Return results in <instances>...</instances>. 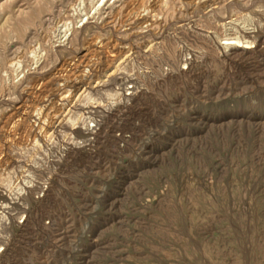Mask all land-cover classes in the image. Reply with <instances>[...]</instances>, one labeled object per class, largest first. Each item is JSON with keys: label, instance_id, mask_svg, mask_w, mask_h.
<instances>
[{"label": "rangeland", "instance_id": "374dc122", "mask_svg": "<svg viewBox=\"0 0 264 264\" xmlns=\"http://www.w3.org/2000/svg\"><path fill=\"white\" fill-rule=\"evenodd\" d=\"M97 1L0 0V264H264V0Z\"/></svg>", "mask_w": 264, "mask_h": 264}, {"label": "bare ground", "instance_id": "6f19581e", "mask_svg": "<svg viewBox=\"0 0 264 264\" xmlns=\"http://www.w3.org/2000/svg\"><path fill=\"white\" fill-rule=\"evenodd\" d=\"M100 1V0H98ZM97 1V2H98ZM104 0H101V2H99L100 4L103 2ZM208 2L205 4L204 7H206V9L212 7V6H215V5H220L221 3H224L225 1L227 0H207ZM48 2V1H46ZM96 2V3H97ZM196 2V1H195ZM244 2V1H242ZM246 2V1H245ZM95 3V5H96ZM17 4V3H16ZM127 4V3H126ZM130 7V6H129ZM234 7V6H233ZM204 9V8H203ZM205 10V9H204ZM81 11V10H80ZM174 11V10H173ZM180 11V10H179ZM196 11V10H195ZM115 12V11H114ZM204 13V12H203ZM61 14V13H60ZM63 15V14H62ZM160 17V16H159ZM181 18V17H180ZM244 18V17H243ZM249 18V17H248ZM175 19V18H174ZM233 19V18H232ZM81 21V20H80ZM55 22V21H54ZM89 22V21H88ZM162 22V21H161ZM164 22V21H163ZM175 22V21H174ZM249 23L252 24V22L250 21ZM60 24V23H59ZM64 24V23H63ZM163 24V23H162ZM232 25H230V28H228L226 30V32L228 34H225L224 38L222 39H219V41L221 42L222 40H224V43H220L221 46H223V50H224V53L223 54H217L216 50L213 48V47H209L208 50H207V53L209 55V57H211L212 59L216 60L220 57H223V58H227L228 56H231V55H234L238 52V47L236 46H233L234 44L236 43H239V42H242L245 40V44H252V41H249L248 39V34H253L254 32H256V28L255 26L251 25V24H246V23H240L239 21H236V19H234L233 22H231ZM257 24V23H256ZM141 26V25H140ZM61 27V26H60ZM161 30V29H160ZM180 30V29H179ZM72 31V30H71ZM134 32V31H133ZM216 35V34H215ZM168 39V38H167ZM52 40V39H51ZM172 40V39H171ZM68 41V40H67ZM208 41V40H207ZM226 41V42H225ZM206 42V41H205ZM254 42V41H253ZM162 43V42H161ZM263 43V42H262ZM186 44V43H185ZM184 45V44H183ZM250 46V45H249ZM248 48V46H247ZM183 49V48H182ZM243 51L245 50V48L242 49ZM256 51V50H255ZM247 52V51H246ZM252 52V51H251ZM245 53V52H244ZM240 54V53H239ZM253 54V53H252ZM183 55V54H182ZM238 56V55H237ZM178 55L176 54V52H173L172 53V56H171V59H172V63L174 65V69L175 71L180 74V75H183L184 72H183V69H180L179 65L182 63V61L186 62V60H180L178 59ZM234 58V57H233ZM150 61V60H149ZM171 61V60H170ZM201 61V60H200ZM257 62V61H256ZM187 64V63H186ZM185 65V63H184ZM215 65V64H214ZM252 66V65H251ZM258 68V67H257ZM194 69V68H193ZM93 70V69H92ZM99 70V69H98ZM118 70V69H117ZM121 70V69H120ZM191 70V69H190ZM257 70V69H256ZM176 73V74H177ZM255 73V72H254ZM254 75V74H253ZM123 76V75H122ZM255 76V75H254ZM121 77V76H120ZM125 77V76H124ZM155 77V76H154ZM117 78V77H116ZM149 78V77H148ZM134 79V78H133ZM154 79V78H153ZM119 80V79H118ZM172 82V81H171ZM66 83V82H65ZM148 89V88H147ZM115 107V106H114ZM90 109V108H89ZM123 110V109H122ZM96 112V111H95ZM41 114V113H40ZM43 114V113H42ZM45 116V115H44ZM47 117V116H46ZM72 122V121H71ZM75 124V123H74ZM89 124V123H88ZM262 125V124H261ZM70 136V135H69ZM64 147V146H63ZM43 152V151H42ZM81 154V153H80ZM38 160V159H37ZM65 161V160H64ZM37 164V163H36ZM38 166V165H37ZM27 167V166H26ZM42 167V166H41ZM44 167L42 168H37V167H27L26 171H30L32 172L31 174L33 173H40L42 175L43 174V169ZM22 170V169H20ZM47 170V169H46ZM54 170V169H53ZM46 172V171H44ZM48 172V171H47ZM12 174L13 177L16 175L14 173V171L12 172H9V174ZM21 173V172H20ZM54 173H56L54 171ZM15 174V175H14ZM24 174V172H23ZM30 174V173H29ZM53 174V173H52ZM7 176V175H6ZM18 176V175H17ZM36 176V175H35ZM39 176V175H38ZM52 176V175H51ZM8 177V176H7ZM31 177V176H30ZM34 177V176H33ZM34 179V178H33ZM30 180V179H29ZM28 181V180H27ZM32 181V180H31ZM7 183V182H6ZM34 183V182H33ZM31 183L29 186H27L26 190L24 192H21V193H16L14 195H12V197H10L11 199V202H8V203H4L3 207L9 212H12V214L14 215H17V214H22V213H25L27 212V207L29 206V203L31 204L32 203V193H31V189L34 188L35 189V183L33 184ZM27 184V183H26ZM28 185V184H27ZM24 188V187H23ZM22 188V189H23ZM12 191V190H11ZM4 193V192H3ZM2 195V194H0ZM7 195V194H6ZM1 197V196H0ZM7 199V198H6ZM1 200V199H0ZM3 201H6L5 198L3 197ZM8 201V199H7ZM1 210V209H0ZM8 214V213H7ZM13 215V216H14ZM22 218V217H21ZM8 220V219H7ZM6 222V221H4ZM8 223V222H7ZM4 227H5V224H4ZM23 229V228H22ZM4 231V229H3ZM2 231V232H3ZM3 236V235H2ZM3 240V239H2ZM1 251V250H0Z\"/></svg>", "mask_w": 264, "mask_h": 264}]
</instances>
